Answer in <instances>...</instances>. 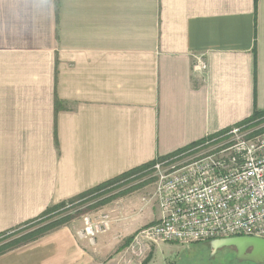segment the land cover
<instances>
[{"label":"crops","instance_id":"crops-1","mask_svg":"<svg viewBox=\"0 0 264 264\" xmlns=\"http://www.w3.org/2000/svg\"><path fill=\"white\" fill-rule=\"evenodd\" d=\"M255 109L264 0H0V234ZM135 204L108 209L92 239L72 219L0 264H123L121 245L160 216L157 201L141 217Z\"/></svg>","mask_w":264,"mask_h":264},{"label":"built area","instance_id":"built-area-1","mask_svg":"<svg viewBox=\"0 0 264 264\" xmlns=\"http://www.w3.org/2000/svg\"><path fill=\"white\" fill-rule=\"evenodd\" d=\"M206 67L203 54L193 55V72L203 73ZM247 126L230 127L229 143L219 150L154 163L153 196L160 216L131 236L123 264H139L147 243L264 237V130ZM83 221L80 234L90 239L106 226L103 215L95 220L85 215Z\"/></svg>","mask_w":264,"mask_h":264},{"label":"rangeland","instance_id":"rangeland-1","mask_svg":"<svg viewBox=\"0 0 264 264\" xmlns=\"http://www.w3.org/2000/svg\"><path fill=\"white\" fill-rule=\"evenodd\" d=\"M247 127H264V122L259 124V127L255 125H248ZM226 133L227 132L217 137L209 138L198 147L183 152V154H177L173 161L169 163L190 159L200 153H209L219 150L229 143L228 140L230 139V135ZM154 185L155 171L151 167L148 171L121 179L96 193L90 194L80 203L70 206L68 209L58 213L62 212V214H69L73 217L72 219H82L85 215L93 219L97 214L99 215L96 217L106 215L107 211H109L108 209H112L115 205L120 204L123 198L136 194V204L133 213L136 217H141L146 215L156 203V199L153 196ZM145 199H150V204L146 207L143 203ZM103 201L105 202L102 203ZM95 219L97 218L93 220ZM34 227L33 225H26L15 229L0 238V243L14 239ZM150 244L147 253V255L150 256L151 250L153 252V258L150 264H254L249 261H237L233 248L223 247L216 251H212L205 241L189 243L190 245L187 244L189 246L174 241H161Z\"/></svg>","mask_w":264,"mask_h":264},{"label":"trees","instance_id":"trees-1","mask_svg":"<svg viewBox=\"0 0 264 264\" xmlns=\"http://www.w3.org/2000/svg\"><path fill=\"white\" fill-rule=\"evenodd\" d=\"M55 106H56V109L59 107V101L57 99L55 100ZM263 122H264V109H262V110L255 109L250 117L241 121L240 123H238V125L246 124V125H255V126L259 127V124H261ZM228 130H229V128L223 129V130L215 133L214 135H212L210 138L217 137V136L227 132ZM263 130H264V127L258 128L259 132L263 131ZM200 143H202V141L192 143L186 147L178 149L177 151H175L169 155L159 156L152 161H149V162L144 163L138 167H135V168L130 169L126 172H123L120 175L113 177V178H111V179H109V180H107V181H105L99 185H96L95 187L88 189L87 191H84V192H82V193H80V194H78V195H76L70 199H67L65 201H61V202H58V203H55V204L48 206L41 213V215L39 217H37L36 219H33L31 221H28L23 225V226L33 225V226H35L33 229H31V230L21 234L20 236L14 238V239H11L7 242L0 243V254L18 246V245H21V244H24V243L29 242L31 240H34L37 237L47 233L48 231L55 229V228L65 224V223L69 222L70 220H72V218H73L72 216H70L69 214H62V212L61 213H58V212L65 210V209H68L70 206H74L77 203H80L81 201L86 199L90 194L96 193V192L104 189L105 187L112 185L115 182L120 181L121 179H125L129 176H132V175L140 173V172L148 171L154 165V163L156 161L174 157L179 153L186 152V151L196 147ZM105 201H103L102 203H104ZM56 213H58V214H56ZM23 226H21V227H23ZM6 234L7 233H1L0 238L4 237V235H6ZM129 240H130V238L126 239L125 242L123 243V245H121V248H123Z\"/></svg>","mask_w":264,"mask_h":264},{"label":"water","instance_id":"water-1","mask_svg":"<svg viewBox=\"0 0 264 264\" xmlns=\"http://www.w3.org/2000/svg\"><path fill=\"white\" fill-rule=\"evenodd\" d=\"M212 251L219 248H233L237 261H249L254 264H264V237L237 235L209 240Z\"/></svg>","mask_w":264,"mask_h":264}]
</instances>
